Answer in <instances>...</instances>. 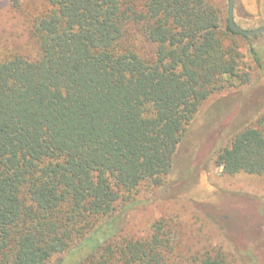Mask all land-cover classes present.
<instances>
[{
    "label": "trees",
    "instance_id": "trees-1",
    "mask_svg": "<svg viewBox=\"0 0 264 264\" xmlns=\"http://www.w3.org/2000/svg\"><path fill=\"white\" fill-rule=\"evenodd\" d=\"M45 2L30 26L38 56L0 60V264H48L72 250L76 264H170L172 225L121 237L123 207L163 186L214 91L250 82L234 41L250 36L209 0ZM215 157L226 175L264 177V132L241 126ZM233 206L221 208L264 264L263 229Z\"/></svg>",
    "mask_w": 264,
    "mask_h": 264
},
{
    "label": "rangeland",
    "instance_id": "rangeland-1",
    "mask_svg": "<svg viewBox=\"0 0 264 264\" xmlns=\"http://www.w3.org/2000/svg\"><path fill=\"white\" fill-rule=\"evenodd\" d=\"M228 19L229 0H209ZM45 0H0V60L21 55L36 58L39 47L30 33L33 18ZM234 20L245 30L264 26V0H236ZM240 72L248 84L222 85L202 103L178 145L173 165L158 188H142L123 207L121 237L147 238L156 221L172 225L175 249L170 264H198L202 256L222 264H258L221 205L239 203L264 231V177L239 173L229 176L216 163V154L231 145L241 126L264 132V33L246 40L235 37ZM230 39H226V44ZM252 44L260 67L250 54ZM256 113V115H253ZM236 197H234V196ZM126 204V203H125ZM122 206L118 208L121 211ZM119 211L117 213H119ZM117 215V214H115ZM76 249V248H75ZM75 252L55 255L48 264H76Z\"/></svg>",
    "mask_w": 264,
    "mask_h": 264
},
{
    "label": "water",
    "instance_id": "water-1",
    "mask_svg": "<svg viewBox=\"0 0 264 264\" xmlns=\"http://www.w3.org/2000/svg\"><path fill=\"white\" fill-rule=\"evenodd\" d=\"M235 2L236 0H229L228 20H229V25L232 28V30L235 31L236 33L246 35V36H254V35L264 33V26L258 29H254V30H245L236 24L234 20Z\"/></svg>",
    "mask_w": 264,
    "mask_h": 264
}]
</instances>
